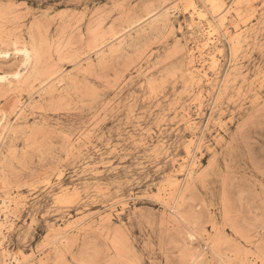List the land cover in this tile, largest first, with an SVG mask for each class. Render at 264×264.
<instances>
[{"label":"rangeland","instance_id":"obj_1","mask_svg":"<svg viewBox=\"0 0 264 264\" xmlns=\"http://www.w3.org/2000/svg\"><path fill=\"white\" fill-rule=\"evenodd\" d=\"M217 1L0 0V264H264V0Z\"/></svg>","mask_w":264,"mask_h":264},{"label":"bare ground","instance_id":"obj_2","mask_svg":"<svg viewBox=\"0 0 264 264\" xmlns=\"http://www.w3.org/2000/svg\"><path fill=\"white\" fill-rule=\"evenodd\" d=\"M219 1H220V0H219ZM219 1H217V2H219ZM212 2H213V1H212ZM217 2H216L215 4H217ZM239 2H240V1H239ZM253 2H254V1H253ZM213 3H214V2H213ZM213 6H214V5H213ZM218 6H219V5H218ZM211 7H212V5H211ZM215 9H217V7H216ZM215 9H214V10H215ZM219 9H220V8H219ZM194 10H195V9H194ZM217 10H218V9H217ZM217 10H216V11H217ZM48 12H49V11H48ZM184 12H185V10H184ZM197 13H198V12H197ZM45 14H46V13H45ZM194 14H195V13H194ZM223 16H224V15H223ZM49 17H50V16H49ZM200 18H201V17H200ZM202 18H203V17H202ZM224 19H225V18H223V20H224ZM222 22H223V21H222ZM207 35L209 36V34H207ZM210 36H211V35H210ZM208 38H209V37H208ZM212 40H213V39H212ZM208 42H209V41H208ZM204 46H207V45L205 44ZM204 48H206V47H204ZM26 56H27V55H26ZM27 59H29V58H27ZM18 78H19V77H18ZM72 192H73V191H72ZM2 203H3V202H2ZM5 204H6V203H3V205H5ZM3 205H2V206H3ZM6 206H7V205H6ZM6 206H4V209H6V208H5ZM4 211H5V210H4ZM2 212H3V210H2Z\"/></svg>","mask_w":264,"mask_h":264}]
</instances>
